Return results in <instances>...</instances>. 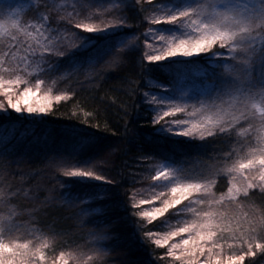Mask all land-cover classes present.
Segmentation results:
<instances>
[{"label": "snow or ice", "instance_id": "6c2138e0", "mask_svg": "<svg viewBox=\"0 0 264 264\" xmlns=\"http://www.w3.org/2000/svg\"><path fill=\"white\" fill-rule=\"evenodd\" d=\"M98 7L100 15L111 17L109 22H85L96 18L90 13L70 29L79 15L75 10L54 19L48 0H36L26 20L23 6L0 0V117L45 119L54 114L53 102L67 101L73 92L52 94V87L42 88L45 81L36 76L58 71L63 63L66 77L86 74L103 82L112 74L108 70L121 68L140 51L143 39L141 72L149 73L156 65L176 75L167 82L151 81L157 91L144 92L142 102L152 113L154 136L180 149L162 154L151 175L162 191L147 203L162 197L160 202L139 210L146 202L136 200L133 190L131 214L151 224L172 210L169 231L143 235L152 245H167L162 258L179 264H245L246 257L264 252V0H114L109 8L101 0ZM131 9L143 13L135 26L128 23L136 19L128 15ZM144 24L146 30L138 32ZM61 26L71 32L66 43L59 35ZM197 62H203L198 71L193 67ZM29 135L48 152L61 199L85 217L99 211L91 207L93 200L107 202L120 186L100 174L98 166L85 167L89 160L77 159L98 143L88 133H72V150L57 152L48 147L47 136L2 125L0 169L7 172L13 163L10 139ZM71 184L95 186L97 191L82 199L71 194ZM28 192L19 185L0 189V264H45L48 238L37 235L38 218L30 219V230L22 233L20 217H38L40 211H23L18 201L27 199ZM10 208L4 215L2 210ZM144 226L138 223L137 229ZM88 235L92 255L70 253L74 264H82V256L85 262L105 264L111 248L102 242L115 239L109 226L99 221ZM65 255L60 252L53 264H66Z\"/></svg>", "mask_w": 264, "mask_h": 264}, {"label": "trees", "instance_id": "16d2710c", "mask_svg": "<svg viewBox=\"0 0 264 264\" xmlns=\"http://www.w3.org/2000/svg\"><path fill=\"white\" fill-rule=\"evenodd\" d=\"M48 2L52 5L54 19L72 14L74 10L79 13L68 25L70 29H75V23L90 13H96V18L85 22L99 25L101 21L107 23L111 19L99 14L102 11L98 7L101 0H75L73 3L68 0L69 5H64L65 7L60 5L58 8L49 0ZM112 2L114 0H103V7L109 8ZM28 8L25 9L26 20L31 18ZM128 15L136 17L128 21L135 26L143 13L138 14V9H131ZM53 27H56L55 23ZM146 28L147 24H144L137 31L143 32ZM59 35L66 43L71 32L65 31L61 26ZM140 43V51L127 59L121 68L108 70L112 74L103 82L90 79L86 74L66 77V66L63 63L58 71L46 76H36L45 81L46 89L52 87V94L61 91L73 92L67 101L53 102L54 114L47 115L45 119L12 121L0 117V126L15 125L20 130L30 129L36 136H47L48 147L57 152L72 150L76 140L72 135L74 132L94 135L98 141L96 146L77 159L81 162L89 160L85 167L98 166L102 169L100 174L106 175L109 179L114 178L120 183L107 202L101 204L93 200L91 207L99 211L85 217L77 208L61 199L60 186L53 178L56 169L46 158L48 152L45 148L40 143L32 142V135L23 140L15 137L10 139L9 151L13 153L11 157L13 163L7 172L0 169V189L9 185H19L29 190L26 194L27 199L20 198L18 202L23 205L25 213L34 209L40 211L38 217H29L26 214L20 217V222L24 225L22 233L30 230V219L38 218L39 223L36 227L41 229L38 234L48 238L44 249L45 264H53L56 256L62 251L66 253L65 256L80 252L86 256L92 255L89 249L94 245L91 243L88 229L93 228L99 221L108 225L110 236L115 237L114 240L102 242L111 248L108 256L104 258L105 264H179L172 258H162L167 252V246L158 247L143 239L145 232L158 233L165 229L163 224L161 226L162 222L160 223L163 216L148 224L143 219L133 216L128 207L133 202V190L135 199L139 201L141 197L147 198L152 193L156 194L162 190L156 186V182L151 181L155 165L162 154L170 155L173 150L180 149L179 145L154 136L150 123L152 113L146 109L141 99L143 93L150 87V81L167 82L170 76L176 73H169L167 69L162 71L156 65L152 66L149 73H142L138 62L143 53V39ZM178 69L183 71L179 66ZM50 75L53 76L52 83ZM149 154L156 158L148 159ZM17 157L23 160L19 165L14 162ZM69 189L71 194L79 195L82 199L97 191L95 186L80 184H71ZM10 210L11 208L2 211L7 215ZM171 211L169 209L163 214L166 216L164 220L174 219L170 215ZM84 219L88 220L87 224L82 223ZM138 223L145 226L138 230ZM24 239L31 240L32 236L24 235ZM80 259L82 264H92L85 262L83 256ZM65 261L66 264H74L72 256ZM245 264H264V252H257L251 258L246 257Z\"/></svg>", "mask_w": 264, "mask_h": 264}, {"label": "rangeland", "instance_id": "374dc122", "mask_svg": "<svg viewBox=\"0 0 264 264\" xmlns=\"http://www.w3.org/2000/svg\"><path fill=\"white\" fill-rule=\"evenodd\" d=\"M51 3H53V5L56 7V8H58V6H60V5H62L63 7H65L67 4L69 5V3H68V0H49ZM75 0H71V3H73ZM6 2L7 3H9V4H12L13 6H16L17 4H19V5H21V6H23L25 9L26 8H28L31 4H33V3H35L36 2V0H6ZM65 5V6H64ZM146 30V29H145ZM144 30V31H145ZM143 31V32H144ZM62 35V34H61ZM71 35H69V37H70ZM203 66V64H201V62H197V64L196 65H194L193 67H194V70H200V68ZM35 78H39V77H35ZM50 78H51V83L53 82V76L52 75H50ZM39 79H41V78H39ZM202 79V78H201ZM42 80V79H41ZM33 84H34V79H33ZM149 88L146 90V91H148L149 89H152V91L154 92V91H157V89H156V85L155 84H153V83H151V81L149 82ZM42 88H44V89H46L45 87H44V84H42V86H41ZM145 91V92H146ZM151 94V93H150ZM4 98H3V96L2 95H0V100H3ZM5 103H6V101H5ZM177 118L178 119H182L183 117H181V116H177ZM160 191H162V190H160ZM160 191H157V192H160ZM156 192V193H157ZM152 195H154L153 193H152ZM152 195H149V197H147V198H145L146 196H144V197H141L140 198V201H145L146 203L145 204H142L141 206H140V210H144V208L145 207H151V206H156L159 202H160V199H162V197L161 198H158V200L157 201H151L150 202V204L149 203H147V202H149L150 201V197L152 196ZM165 214V213H164ZM163 216V218H161V220H160V223H161V226H162V224L165 226V229L164 230H162V231H160V232H158V233H160V234H162V233H164V232H166V231H169L170 230V228H171V226H172V220H164L165 218H166V216L165 215H162ZM165 216V217H164ZM164 221V222H163ZM165 221H167V223H165ZM37 235H39L38 233H37ZM176 238L175 237H173V238H169V243L170 242H172L173 240H175ZM165 246H167V245H165ZM70 256H72V255H67V256H65L64 257V259H67L68 257H70Z\"/></svg>", "mask_w": 264, "mask_h": 264}]
</instances>
